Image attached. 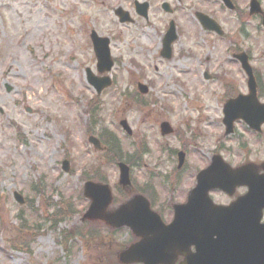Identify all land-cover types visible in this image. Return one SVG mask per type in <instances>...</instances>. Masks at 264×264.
Segmentation results:
<instances>
[{
	"label": "rangeland",
	"instance_id": "1",
	"mask_svg": "<svg viewBox=\"0 0 264 264\" xmlns=\"http://www.w3.org/2000/svg\"><path fill=\"white\" fill-rule=\"evenodd\" d=\"M165 1L178 11L165 17L175 19L177 29L169 58L159 54L166 29L157 23L153 8L148 24L142 20L121 25L108 8L114 0H103L101 5L98 0H0V264H92L84 243L74 236L75 229L82 231L87 224L82 216L88 201L82 196L80 178L89 176L101 160V154L87 143L88 105L95 110L94 120L114 134L123 151L133 155L143 149L135 155L136 164L129 166L130 175L140 189L151 183L156 203L182 198V191L193 186L194 170L208 164L214 151L234 165L247 159L245 155L248 161L264 160V138L260 144L242 124H235L234 133L225 136L218 123L230 91L221 88L215 74L222 72L224 81L234 83V90H244L239 65L232 58L226 63L225 48L240 43L242 49L245 39L239 36L235 37L239 42L223 44L192 16L195 11L214 9L223 30L232 36L242 19L236 20L220 5L204 3L207 0L196 5L194 0ZM122 6L126 8V3ZM90 31L110 39L114 60L113 85L99 96L85 80L86 68L96 71ZM254 37L248 44L258 54L261 48ZM207 71L213 78L205 81L202 75ZM137 82L149 89L139 95L141 106L131 100ZM122 119L131 136L118 125ZM162 121L176 133L161 136ZM182 148L187 155L179 185L167 188L165 177L170 178L176 166L171 153ZM63 160L69 162L68 172L61 170ZM104 168L117 196V168ZM14 192L30 206L18 205ZM213 196L223 201L221 195ZM66 205L67 218L57 225L49 221ZM100 230L108 233L102 225ZM129 238L120 229L111 232L112 243L105 244L114 247ZM92 255L100 264L112 263L108 254L95 251Z\"/></svg>",
	"mask_w": 264,
	"mask_h": 264
},
{
	"label": "water",
	"instance_id": "2",
	"mask_svg": "<svg viewBox=\"0 0 264 264\" xmlns=\"http://www.w3.org/2000/svg\"><path fill=\"white\" fill-rule=\"evenodd\" d=\"M201 24L204 28L213 30L212 22L210 20L204 19L201 21ZM174 38L175 35L173 32L172 37L168 36L164 40L163 51H166L165 56L167 58L170 57V42L174 40ZM105 41L104 43L106 44ZM94 45L98 60V71L100 73L109 71L112 66V62L109 57L107 44L103 50L96 42H94ZM87 82L96 89L97 93L111 84L108 77L97 78L89 71H87ZM138 88L141 93L147 92V88L144 85L139 84ZM223 115V124L226 127L225 134L232 132L233 122L239 119L243 120L252 129H258V127L264 123V106L257 103L255 97V86L252 81L249 82V94L247 96H238L235 99L228 100L224 104ZM120 124L128 134L131 133L125 121H121ZM169 129L168 124H162V134H168L170 132ZM89 142L93 144L95 148L100 149L99 142L96 139L90 138ZM178 158V167H180L183 161V154L179 153ZM261 167L264 171V164H262ZM118 168L120 172L119 184L123 187L128 186L130 184L128 167L123 163H119ZM64 169L67 170V163H64ZM250 169L252 171H249ZM254 170L255 169L249 165L241 169L231 170L225 163H223L220 157H214L211 165L206 170L198 173L196 177V186L190 192L188 196L189 202L186 205L193 206L195 208H191V210L186 211V213L193 214L195 213L197 207H200L201 210L199 211V220L201 222L208 221V215L213 209L212 206L210 208L208 207V203L211 204L207 198L208 191L219 188L227 193H232L234 187L243 183H245V185L249 188V193L242 199H246L247 201L253 200L258 208L264 207V174L257 177L258 175H256ZM248 171L252 173L254 177H249ZM84 195L91 199V204L84 218L98 219L113 226L114 228L124 226L128 227L133 231V233L141 238V241L136 245V249H129L122 254L125 259L140 254L146 256L148 254V248H146L147 245L152 247L162 246L163 240H166V243L168 242V239L170 241H177L178 239L176 238L183 235L182 231L179 229L178 223L184 220V212H181L180 214L179 212H175L176 218L174 224L172 223L169 227H165L160 222L159 217L150 211L147 201L140 196L134 197L116 210L107 213L106 209L111 203V194L107 185L87 182L84 186ZM14 197L19 203L22 202L19 195L14 194ZM204 208L208 209L204 210ZM227 221L229 222L230 219L227 218ZM210 223L214 224L217 222L211 220ZM233 232L234 231L224 232L222 234L223 240L227 239L235 241L236 235L233 234ZM214 235L217 236L216 239H212ZM218 237L217 231H215L212 226V228L205 233V240L202 244L209 245L210 247L217 245L216 243L219 242ZM247 239L249 243L243 241L242 245L244 247L254 246L256 253H264V230L258 232V240L254 241L251 233H247ZM168 246L169 243L166 244V247ZM141 262L146 264V258Z\"/></svg>",
	"mask_w": 264,
	"mask_h": 264
},
{
	"label": "flooded vegetation",
	"instance_id": "3",
	"mask_svg": "<svg viewBox=\"0 0 264 264\" xmlns=\"http://www.w3.org/2000/svg\"><path fill=\"white\" fill-rule=\"evenodd\" d=\"M136 1L142 2L146 0H122L123 3H127L129 5L128 12L132 17H134V19H136V20L133 19L131 24H135V22H139V21L141 22L142 20H144L148 24L149 23V13H150L151 8H153V11L155 12V16L157 15L158 17L157 23L163 26L164 29H167L170 22L175 21V19L167 20V18H165L169 14L165 13L162 10L161 4H160V11H157V9H155L156 4H152V1L150 2L149 0H147L146 8H143V7L137 8ZM158 1L159 0H155V3ZM174 1L179 3L182 0H174ZM209 2L215 4L216 6L220 5V7L224 11L231 13L236 20L242 19L241 25L238 28V30L235 28V34L237 30L238 37L239 36L244 37L246 47L243 45L241 49L239 47L240 45L239 43L238 45H236V48L238 49L230 50L231 56H234L237 53L238 54L243 53L246 55L247 60L249 64L251 65V72L256 81L257 94L259 96L260 101L264 103V0H240V1L231 0V4L233 7L232 11L227 10L220 0L204 1V3L206 4H208ZM252 3L253 5L251 6ZM161 11H163L165 14L161 13ZM196 12L198 11H195L193 13V16H192L194 17L193 19H195ZM143 13L145 17L142 16ZM170 13H172V15L175 16L177 15L178 12L176 9L172 8V11ZM205 14L211 17L213 20L218 22V20L215 17L216 12H214V9L209 10V13H205ZM112 18L114 19V21L117 20L116 17H112ZM218 24L220 23L218 22ZM221 28L224 29L222 25H221ZM212 35H214L215 37H218L217 39H219L223 43H229L230 45L234 43V40H237V42H239L238 38L234 39V37H231V32H228V31L226 32L224 31V35L222 37L215 35V33ZM253 35H255L254 39L259 41L258 45H260V48H261L258 54L253 53L254 49L250 48L252 45L248 44L249 40H251ZM225 50L226 52L229 51L227 47L225 48ZM257 134L260 140L264 138V125L261 128L260 132L258 133L252 132V135H257ZM185 155H186V152H185ZM185 166L186 165H184L182 168H185ZM206 166L207 164L204 165V167ZM180 173L181 172H176V174L178 175ZM257 173H261V171L260 172L258 171ZM177 185H179V182L172 183V187L177 186ZM135 190L136 189L123 190V193L125 195H129L130 197L131 195L136 193ZM245 192H246L245 188H238L233 197L225 196L226 199H224L223 201H218L216 199H213L214 201L213 203L216 205L220 204L221 206H228L232 202H234L238 197L243 196ZM182 196L183 197L178 200L171 199L170 197L168 201L166 200L165 202L162 201L159 203H156L155 199L153 201L150 200L151 208L159 215L161 221L165 225H168L169 223H171L174 218V209H173L174 206L177 204L181 205L186 202L187 193L186 194L183 193ZM243 210H246V208H243ZM261 212H262L261 221L263 223L264 222V209ZM186 216H188V218L192 220L196 219V218L191 217L190 215H186ZM230 217L233 218L235 216L230 215ZM191 226L192 228L193 227L200 228V225L191 224ZM250 227H252L253 229V234H256V230L253 225H247L246 227L247 231L250 229ZM199 231L200 230H198V232ZM198 232L195 231V233H198ZM129 235H130V242L128 243V245H115L114 247L109 246V245H84L82 247L85 250L84 251L85 254H87V259H89L92 262V264H100V261H101L100 259H98L97 256L92 255L95 251H100L104 254H108V256L110 257V260L112 261V263L110 264H122L121 262H119V254L127 250L131 244H134L137 242V239L131 233ZM202 239L200 237L197 243H195L196 239L195 240L191 239L188 242L187 240H184L183 241L184 245H179L176 241L168 240V243H169L168 247L165 246L159 249L158 252H152L151 253L152 255H149L148 258L151 261L150 264H220V261L222 258L226 259V255L224 253H222L221 256L214 254L215 252L221 251L218 249L221 247H210L209 245H200L201 243L200 240ZM108 243H112V242H108ZM152 250H156V248ZM256 259H258L259 261L258 263L256 262V264H264V256H261L260 254L257 253ZM132 264H137V263H132ZM139 264H142V263H139Z\"/></svg>",
	"mask_w": 264,
	"mask_h": 264
},
{
	"label": "bare ground",
	"instance_id": "4",
	"mask_svg": "<svg viewBox=\"0 0 264 264\" xmlns=\"http://www.w3.org/2000/svg\"><path fill=\"white\" fill-rule=\"evenodd\" d=\"M247 220L248 218L247 216H245L241 220L233 221L231 223L222 222L213 227V229L217 231L218 236H219L218 237L219 242H217V245L221 247V248H218L219 250H221L220 254L224 253L226 255V259L222 258L220 261V264H256V262L257 263L259 262L258 259H256L257 253L254 249V246L244 247L242 245L243 241H246L247 243H249L247 239V234L244 233L243 231H238L232 227L238 223L246 222ZM232 231L235 232V233L233 232V234L236 235V240L235 241L227 240V239L223 240L222 234L224 232H232ZM204 240H205V237L202 240H200L201 242L200 245H203L202 241ZM206 242H207V239H206Z\"/></svg>",
	"mask_w": 264,
	"mask_h": 264
},
{
	"label": "trees",
	"instance_id": "5",
	"mask_svg": "<svg viewBox=\"0 0 264 264\" xmlns=\"http://www.w3.org/2000/svg\"><path fill=\"white\" fill-rule=\"evenodd\" d=\"M100 136L102 138L103 143L107 147L106 157L109 158L111 162H115L118 158H120L119 155H120V152H121V148L119 147V143L117 142V140L113 136L107 134L106 132H102ZM94 172H98V171H94ZM99 178H100L99 180H103L104 179V177L102 175H100ZM60 217H61L60 211H55L50 216V219L55 220V223H56V222H58V219ZM75 235L80 237V238H82L84 236L82 231L75 232Z\"/></svg>",
	"mask_w": 264,
	"mask_h": 264
}]
</instances>
